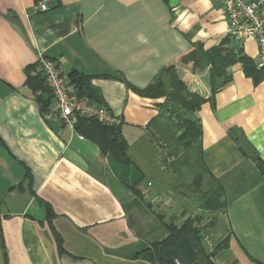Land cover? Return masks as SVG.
<instances>
[{"label":"crops","instance_id":"obj_1","mask_svg":"<svg viewBox=\"0 0 264 264\" xmlns=\"http://www.w3.org/2000/svg\"><path fill=\"white\" fill-rule=\"evenodd\" d=\"M38 1L0 0V264H154L137 252L162 241L167 224L202 216L198 197L161 179L149 122L163 121V98L139 96L125 83L143 88L169 64L206 99L195 113L203 160L225 200L206 234L217 247L212 261L264 264V80L255 83L236 62L211 94L208 70L178 61L193 43L209 49L226 35L219 2L49 0L41 11ZM240 46L257 62L253 38ZM39 55L64 73L93 76L102 104L120 119L130 165L43 118L25 73ZM151 172L160 185L144 182Z\"/></svg>","mask_w":264,"mask_h":264},{"label":"trees","instance_id":"obj_2","mask_svg":"<svg viewBox=\"0 0 264 264\" xmlns=\"http://www.w3.org/2000/svg\"><path fill=\"white\" fill-rule=\"evenodd\" d=\"M178 61L191 63V67L197 71L207 69L211 94H214L230 80L226 69L236 62L241 63L244 73L250 76L255 83L264 80V67L257 68L256 62L247 56L240 44L227 34L209 49H204L199 43H193L191 49L182 55ZM175 66V64H169L161 68L153 83L143 88L132 86L127 81L125 83L139 96L153 99L163 98V101L157 105L158 115L163 116V121L161 120L157 125L156 122L150 121L149 124L153 125L154 129L151 130V133L163 149V159L169 162L170 166L176 160L175 156L180 149L185 151L180 161L182 165H187L192 160V152L195 150V163H197L196 167L198 166V168L193 173L189 188H193L196 192L202 216L187 217L180 227L167 224L168 235L160 242H154L143 247L136 256L154 264H170L173 258L178 257L183 264H186L179 254L177 243L183 235H188L197 254V259L192 264H214L212 256L217 247L215 246L212 253H208L203 243V236L209 232L214 223V213L224 207L225 200L222 186L208 171L203 160L202 130L195 113L206 99L188 87L177 74ZM34 70V65L26 67V84L34 93V100L43 115L50 105L51 94L43 77ZM99 76L110 77L107 74ZM68 77L80 96H87L102 104L98 91L91 84L93 76L73 70L68 73ZM118 78L123 80L119 75ZM74 129L95 142L101 153L110 157L115 163L121 165L132 163L127 154V142L121 134L119 125L108 126L96 120L78 117ZM171 170L176 174L174 167ZM205 181H209L208 188L202 190L201 185ZM47 213L48 222H50L52 214L48 207ZM203 218H205L204 222H202ZM51 229L57 248L61 251L62 238L52 227ZM0 244L2 247L4 246L1 221Z\"/></svg>","mask_w":264,"mask_h":264},{"label":"built area","instance_id":"obj_3","mask_svg":"<svg viewBox=\"0 0 264 264\" xmlns=\"http://www.w3.org/2000/svg\"><path fill=\"white\" fill-rule=\"evenodd\" d=\"M47 1L39 0V10L49 8ZM227 22L226 34L239 44L246 38H253L258 47L257 68L264 67V0H216ZM34 72L40 74L50 91L51 102L42 115L45 120H58L62 125L73 129L78 117L96 120L104 125L120 124L106 106L87 96H80L68 74L60 65L49 58L39 55ZM187 84V83H186ZM195 89V88H194ZM192 90V89H191ZM155 146L163 156V149L154 139ZM208 253L214 251L215 245L208 235L203 236ZM170 264H183L178 257Z\"/></svg>","mask_w":264,"mask_h":264},{"label":"rangeland","instance_id":"obj_4","mask_svg":"<svg viewBox=\"0 0 264 264\" xmlns=\"http://www.w3.org/2000/svg\"><path fill=\"white\" fill-rule=\"evenodd\" d=\"M194 151L192 152L193 154L192 160L189 163H187V165H182L180 161L185 151L183 149H180L179 153L175 156L176 160L172 163V166H170L169 162H166L163 159V157H161V155H158V153L154 152L157 165H164L165 167L164 171L162 172L163 174V176L161 177L162 181L163 179L171 183H175L178 181L179 189L184 191L186 195L188 196V198H190L191 200H194L195 197L197 198V195L194 189L189 188V183L191 182L193 173L198 168V166L196 167L197 163H195ZM152 157L154 158L153 154H152ZM173 167L175 168L177 178L175 177V173L171 170V168ZM205 178L207 179V177ZM148 179L154 181L156 185H160L161 183L160 177H155L153 172H151V174L145 175L144 182H146V180ZM208 182L205 181L204 184L201 185L202 190H206L208 188Z\"/></svg>","mask_w":264,"mask_h":264},{"label":"water","instance_id":"obj_5","mask_svg":"<svg viewBox=\"0 0 264 264\" xmlns=\"http://www.w3.org/2000/svg\"><path fill=\"white\" fill-rule=\"evenodd\" d=\"M177 249L184 263L192 264L196 261L197 254L194 248L192 247V243L188 235H183L179 239L177 243Z\"/></svg>","mask_w":264,"mask_h":264}]
</instances>
